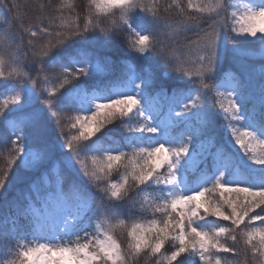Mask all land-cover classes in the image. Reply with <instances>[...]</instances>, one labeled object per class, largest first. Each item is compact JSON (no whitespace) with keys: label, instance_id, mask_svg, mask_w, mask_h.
<instances>
[{"label":"snow or ice","instance_id":"snow-or-ice-1","mask_svg":"<svg viewBox=\"0 0 264 264\" xmlns=\"http://www.w3.org/2000/svg\"><path fill=\"white\" fill-rule=\"evenodd\" d=\"M0 9V204L11 212L2 264H132L142 255L264 264V64L256 77L239 55L249 37L264 47V0H88L86 10L64 0L23 11L0 0ZM123 32L140 68L106 54ZM6 57L17 67L5 71ZM229 59L243 71L222 74ZM213 108L227 141L215 136ZM71 111L89 114L66 124ZM69 125L76 133L65 135Z\"/></svg>","mask_w":264,"mask_h":264},{"label":"trees","instance_id":"trees-1","mask_svg":"<svg viewBox=\"0 0 264 264\" xmlns=\"http://www.w3.org/2000/svg\"><path fill=\"white\" fill-rule=\"evenodd\" d=\"M16 2L21 6V10L23 11V6L25 4H31L33 6H38L39 4L43 3L46 6H48L49 4H51L53 7H56L60 4H62L64 2V0H16ZM74 2L77 5L83 4L85 6V10L87 8V2L88 0H74ZM196 3H205V4H215L216 0H195ZM186 3V0H185ZM3 11L6 10H2L0 9V14H3ZM24 19L26 21L25 26L27 27V21L28 20H32L33 22H35V17L33 14L28 13L24 16ZM101 20L103 23H107L108 20L104 17H101ZM57 23H59V21H57ZM231 23L234 25V20L231 21ZM205 27H207V24H205ZM130 36L127 32H123L120 33L118 35V37L116 38V40L112 43V45H110L105 51L106 54L111 58V60H113L121 69H124L126 65L128 64H132L135 65L137 68H140L142 66V64H144L145 62L139 60L137 57L139 56L138 53H136L130 45ZM257 39L258 38H249V43L246 47L242 48V50L240 51L239 55L241 57H245L247 59V64L254 67L255 68V76L258 77L259 75V69L261 67L262 64H264V55L261 54V46H259V44L257 43ZM4 47L3 42H0V49H2ZM6 62L8 63V67L5 69V71L11 70V68L17 67V65L12 64L10 61H7V57L5 58ZM155 58H153L152 63L153 66H155L154 64ZM232 69H240L241 71H243V69L240 68L239 64H234L233 61L231 59H229L223 66H222V74L224 70H232ZM26 70V69H24ZM35 75V74H33ZM50 75H55L54 73H50ZM245 77L247 78V73H245ZM52 85H48V87H51ZM189 87L191 88H195L196 85L191 84L189 85ZM253 87L258 89V85L253 82ZM4 97L0 96V101H2ZM43 103V101H41V104ZM213 112V122H214V133L217 139L219 140H223V141H227L229 139L230 136V130L226 127V121L224 120V114L222 112H220L218 110V108H213L212 110ZM89 113H78L76 111H71V112H64L62 113V115L65 117V123H68V120L66 119L68 116H76V115H88ZM106 128H111V125H106ZM237 127H239V125H237ZM65 135H70V134H74L76 133L75 129H72L69 125V127L65 128ZM103 131V130H102ZM78 134V133H77ZM111 135V134H109ZM92 139H95V137H93ZM113 139L118 140L119 136H114ZM229 147L232 148L233 151H235L237 148H239L238 145H234V143H230ZM253 147L255 148V151L259 152L261 151L260 146L258 145V143L254 142L253 143ZM66 151V149H65ZM125 151H128L127 149H125ZM243 150H241L242 152ZM0 168H3L5 166L6 163V156H7V151L6 149H4L3 147H0ZM91 154H89L88 157V163H91ZM124 172L123 168H118V170H114L111 174V181L116 182L120 179L121 174ZM41 179H44L43 177H41ZM49 179H54V175L53 177H49ZM20 189L24 188V185H20L19 186ZM13 195H16V193L14 192ZM216 196H218V193L215 194ZM227 195V193H226ZM259 211V210H257ZM5 217H8L9 219L7 221H5ZM10 218H11V212L10 210L3 204H0V227H3L5 222L7 223V227L11 228V223H10ZM126 219V223L128 224V226L130 227L131 223L133 222L132 219H128L127 217H125ZM137 219H140L141 222H143L146 218L144 217H138ZM220 223L227 225L229 222L227 221H220ZM257 226L259 225V222H256ZM117 238L121 241L122 246H126L127 244V230H122L120 232L116 233ZM229 244H231V241H228ZM242 246V244H241ZM14 246H13V251H14ZM9 249L8 247L3 243L0 242V264H2V261H4L5 259L10 258V256L8 255ZM221 257H228V258H232L233 254L232 253H220ZM183 258V257H182ZM241 260H243V257L240 258ZM249 259H250V254H249ZM191 258H188V262H186V264H190ZM132 264H153V260L152 258H148L145 256H141L140 258H138V261H133Z\"/></svg>","mask_w":264,"mask_h":264},{"label":"rangeland","instance_id":"rangeland-1","mask_svg":"<svg viewBox=\"0 0 264 264\" xmlns=\"http://www.w3.org/2000/svg\"><path fill=\"white\" fill-rule=\"evenodd\" d=\"M242 0H233V5L234 8L240 4ZM243 14V10L240 9L238 12L237 18L234 20V26L239 30L240 25L243 23V21L240 19V16ZM258 26H264V22H258ZM249 38H254V37H249ZM261 54L264 55V47L261 48Z\"/></svg>","mask_w":264,"mask_h":264}]
</instances>
